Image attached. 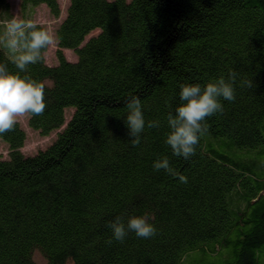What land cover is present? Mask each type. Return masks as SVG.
<instances>
[{"label":"trees","instance_id":"1","mask_svg":"<svg viewBox=\"0 0 264 264\" xmlns=\"http://www.w3.org/2000/svg\"><path fill=\"white\" fill-rule=\"evenodd\" d=\"M40 4L59 17L58 0H19L21 11ZM54 36L56 64L45 49L24 72L0 43L9 73L46 85L44 113L28 126L57 130L32 155L20 151L19 122L0 135V264H36L34 251L46 264H188L193 252L212 258L191 264H264V0H68ZM230 71L234 101L207 118L194 156L173 155L167 117L181 85ZM133 95L146 122L138 146L126 125ZM165 156L187 183L153 168ZM118 216H149L156 235L116 241L108 224Z\"/></svg>","mask_w":264,"mask_h":264},{"label":"clouds","instance_id":"2","mask_svg":"<svg viewBox=\"0 0 264 264\" xmlns=\"http://www.w3.org/2000/svg\"><path fill=\"white\" fill-rule=\"evenodd\" d=\"M57 39L34 21L12 16L4 22L0 43L14 54L12 63L24 72L29 65L41 61L43 50L56 43ZM236 75L234 71H230L227 80L221 76L203 88L200 84L181 85L179 97L183 103L176 107L174 115L169 113L167 117L170 131L166 143L173 155L187 160L196 154L200 138L209 132L207 118L223 113L222 100L234 101ZM244 84L249 88L253 87L252 81H244ZM45 86L43 82L35 81L31 77L9 73L7 66L0 64V135L14 130L18 117L32 118L44 113L47 106L44 102ZM126 107V125L131 144L138 146L141 142L140 134L146 126L142 104L140 99L133 95L126 101ZM147 127L157 128L159 122L148 121ZM153 168L157 171L163 169L178 177L180 182L187 183V177L176 172L166 156L156 160ZM149 219V216H132L125 223L118 216L108 227L112 230V238L119 242H123L129 232H134L139 238L149 239L155 236L157 231L154 225L149 223Z\"/></svg>","mask_w":264,"mask_h":264},{"label":"rangeland","instance_id":"3","mask_svg":"<svg viewBox=\"0 0 264 264\" xmlns=\"http://www.w3.org/2000/svg\"><path fill=\"white\" fill-rule=\"evenodd\" d=\"M8 1V8L9 13L7 14L3 10L0 11V36L3 35L4 32V22L11 19L12 16H17L19 18L25 19V20H32L35 23L41 24L44 26L45 30H47L51 35L54 36V30L57 27V25L60 23V21L63 19L65 15V8L67 6L68 0H58L60 5V15L59 17L55 18L52 15H50L48 9L45 5L40 4L35 7L27 8L24 11L20 10L19 7V0H7ZM98 33V30H94L90 32L86 37L84 42L92 35H95ZM55 37V36H54ZM3 50L8 54L10 57L13 58L14 54L7 49L4 45H2ZM56 44L49 46L47 50L44 53V58L46 64L52 65L56 64V58H55V50H56ZM63 54L65 55L66 59L68 60H76V55L73 53V51L68 49H62ZM73 109L67 108L65 109V122L69 120L70 115L72 114ZM28 117H18L17 121L20 123L21 127L25 130L26 133V139L24 141L23 146L20 148V151L24 155H32L35 154L37 151L42 150L46 148L56 137V131H52L47 135H41L38 131L33 130L28 126L27 123ZM230 155H232L236 160L237 159H243L245 158V162L250 163L249 158L244 155H239L233 152H230L226 150ZM8 154V148L7 145L0 140V155L2 158H7ZM212 258L211 255H203L198 252L191 253V256L189 258L188 264H191L193 261L201 260V262L209 261ZM33 260L36 264H46V259L38 252L34 251L33 253Z\"/></svg>","mask_w":264,"mask_h":264}]
</instances>
